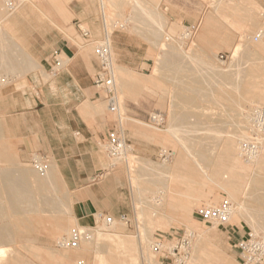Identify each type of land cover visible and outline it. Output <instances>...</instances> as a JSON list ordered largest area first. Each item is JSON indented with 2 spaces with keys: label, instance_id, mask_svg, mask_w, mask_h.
<instances>
[{
  "label": "rangeland",
  "instance_id": "374dc122",
  "mask_svg": "<svg viewBox=\"0 0 264 264\" xmlns=\"http://www.w3.org/2000/svg\"><path fill=\"white\" fill-rule=\"evenodd\" d=\"M105 3L111 18L125 24L113 32L137 31L155 50L150 69L131 73L128 88H123L116 69L131 150L126 157H114L107 143L102 146L112 165L109 172L120 171L129 188L130 192H108L116 207L127 201L128 222L113 213L104 214L116 217L114 225L98 215L90 216L93 226L84 228H91L93 236L83 243L91 249L75 253L61 248L59 241L80 225L74 219L80 215L73 193L49 158L35 155L20 161L0 128V232L4 235L0 247L7 250L3 259L7 264H78L80 260L86 264H173L155 244L170 248L177 232L191 230L197 239L194 260L188 264H242L236 242L250 230L264 233V137L256 156L246 157L241 148L252 136L251 112L264 108V35L254 39L264 29V0H223L215 7L211 0H202L198 9L182 10L199 24L213 9H223L222 28L235 36L229 45H221L217 34L210 35L209 43L201 42L202 26L198 25L191 27L194 36H187L191 25L173 16L179 10L170 7L171 0ZM81 42L90 45L83 38ZM133 110L138 115L132 116ZM156 112L164 114L162 126L150 122ZM113 115L118 120V114ZM136 143L152 155L139 154ZM36 158L47 165L46 174L42 175ZM9 181L14 187L21 182L24 186L11 190ZM226 199L234 204L229 222L209 224L195 218L198 207ZM15 207L19 214L13 212ZM16 215L21 221H16ZM229 224L228 231L218 230Z\"/></svg>",
  "mask_w": 264,
  "mask_h": 264
},
{
  "label": "crops",
  "instance_id": "0c3cea01",
  "mask_svg": "<svg viewBox=\"0 0 264 264\" xmlns=\"http://www.w3.org/2000/svg\"><path fill=\"white\" fill-rule=\"evenodd\" d=\"M201 4L202 0H171L170 7L179 10L173 16L188 22V29L202 26L201 42L209 43L210 35L217 34L221 45H229L235 36L222 28L223 9H213L199 24L182 11ZM99 14L100 0H26L11 13L0 0L3 138L20 161L41 155L54 163L76 199L80 218L74 219L86 227L93 226L87 219L90 216L120 215L128 210L127 201L116 207L108 192H130L120 171L109 172L112 165L102 151L118 120L106 108L104 91L95 85L99 61L94 48L81 42L85 26L92 36H104ZM109 39L116 83L118 69L123 88H128L131 73L147 71L154 63V47L145 35L132 30L112 31ZM57 55L65 64L55 70ZM120 112L123 118L121 108ZM133 112L132 116L138 115ZM120 123L128 144L124 118ZM136 147L139 154L152 155L138 143ZM229 227L218 230L226 232Z\"/></svg>",
  "mask_w": 264,
  "mask_h": 264
},
{
  "label": "built area",
  "instance_id": "2783aa9c",
  "mask_svg": "<svg viewBox=\"0 0 264 264\" xmlns=\"http://www.w3.org/2000/svg\"><path fill=\"white\" fill-rule=\"evenodd\" d=\"M217 1L218 0H211V4ZM25 2L26 0H2V4L5 9L10 12L13 9H17ZM110 21L113 24V28H117L120 24L119 21H114L113 19H110ZM101 22L103 24L104 21L101 19ZM120 25L123 27L122 24ZM110 26L112 25L110 24ZM104 31L105 34L108 33L106 22L104 23ZM81 32L82 37L88 41L90 45H94V52L99 61V68L95 75V85L106 93L105 99L108 103L109 109L118 114V125L108 134L107 149L111 156L119 157L124 148V133L120 123L121 112L119 107L118 86L111 63V46L103 38V36L96 38L90 34L88 29L85 28H81ZM262 33V31L259 32L254 39L258 41L262 37ZM58 56L59 55L56 56L57 63L55 70L61 69L65 64V60ZM164 121V114L160 112L152 113L150 115V122L156 126H162ZM250 123L252 136L241 144L243 154L246 157H250L255 154L261 145V138L264 136L263 107L258 106L253 109L250 114ZM36 159L38 168H42L43 165L47 166L39 161L42 160V158ZM233 211V202L226 199L215 206H200L196 210L195 218L209 224L227 223L229 222ZM101 217H103L104 222L108 225L112 224L115 220L114 216L105 215L104 213L101 214ZM119 219L128 222V216L125 213L119 215ZM82 236V232L75 231L70 239H68L65 246L72 248L77 247L82 239ZM175 238V242L170 248H165L161 242H157V244H155V248L163 250L164 254L166 253V257H171L173 264H186L191 256V250L196 236L194 233L184 231L182 233L177 232L175 234ZM235 248L238 253V259L242 264H264V233H258L253 230L248 231L236 242Z\"/></svg>",
  "mask_w": 264,
  "mask_h": 264
},
{
  "label": "bare ground",
  "instance_id": "6f19581e",
  "mask_svg": "<svg viewBox=\"0 0 264 264\" xmlns=\"http://www.w3.org/2000/svg\"><path fill=\"white\" fill-rule=\"evenodd\" d=\"M221 1H223V0H218L217 2H214L211 6L212 7H215L217 4H219ZM100 4H101V19H102V21H104L103 22V28H104V23L106 22L107 23V27H108V33L107 34H105V31H104V36H103V38L110 44V39H109V35H110V33L113 31V24H112V22L110 21V19H112L111 18V15L109 14V12H108V9H107V4L105 3V0H100ZM16 9H13L11 12H14ZM8 12H10L9 10H7ZM10 12V13H11ZM261 16H264V11L263 12H261ZM106 20V21H105ZM110 24L112 25V26H110ZM125 24H122V26H124ZM169 25V24H168ZM86 29V28H85ZM263 32L262 33V36L264 35V29L262 28V29H260L259 30V32ZM258 32V33H259ZM193 33V31L192 30H189L188 28H187V30H186V35L187 36H191V34ZM110 46H111V44H110ZM111 55H112V49H111ZM111 63H112V67H113V70L115 69L114 68V62H113V56H112V60H111ZM261 67V66H260ZM262 69V68H261ZM255 71V70H254ZM253 71V72H254ZM258 71V70H257ZM254 73H256V72H254ZM256 74H258V73H256ZM119 94V93H118ZM119 107H120V103H119ZM264 137V136H263ZM262 137V138H263ZM123 142H124V148H123V150H122V152H121V155L120 156H122V155H124L125 157H126V154H127V152H128V150H131V149H129V146L130 145H128L124 140H123ZM131 147V146H130ZM260 150V149H259ZM164 152H166V151H164ZM255 155V154H254ZM119 156V157H120ZM253 156V155H252ZM256 156V155H255ZM258 156V155H257ZM255 158V157H254ZM126 160H127V164H129V159L128 158H126ZM250 160V159H249ZM252 160H253V157H252ZM251 160V161H252ZM221 167V166H220ZM40 169H41V172H42V175H44V173L47 171V167H45L44 165L42 166V168L40 167ZM214 169V168H213ZM4 171V170H3ZM217 171V170H216ZM6 172V171H5ZM140 172V171H139ZM8 173V172H7ZM194 173V172H193ZM46 174V173H45ZM24 176V175H23ZM27 176V175H26ZM26 176L24 177L25 179L24 180H22V182H23V184H25L24 182H25V180H26ZM137 176H138V174H137ZM32 177H33V175H32ZM28 178H31V176H30V173H29V177ZM39 178V177H38ZM36 179H37V176H36ZM31 180V179H30ZM41 180V179H40ZM40 180H39V182H40ZM44 181V180H43ZM22 182H21V184H20V186H19V183H18V185H17V183H16V187H14V185L12 186V183L9 181V183H10V185L9 186H11L12 187V189L11 190H14V188L16 189L18 186L19 187H21V188H23V186L24 185H22ZM6 183V182H5ZM5 183H4V185H5ZM9 183H7L6 185H8ZM139 183V182H138ZM46 184V183H45ZM4 185H2L3 187H4V189H5V186ZM43 185V184H42ZM14 187V188H13ZM18 187V188H19ZM44 187V186H43ZM1 188V187H0ZM8 190V189H7ZM162 190V189H161ZM228 190V189H227ZM140 191V190H139ZM10 192H12V191H10ZM3 193V192H2ZM9 193V192H8ZM26 193V192H25ZM29 193H31V192H29ZM33 193V192H32ZM27 194H28V192H27ZM160 194L161 193H159V196H160ZM163 194H165L164 192H163ZM137 195H138V192H137ZM163 196V195H162ZM197 196V195H196ZM158 197V196H157ZM153 199V198H152ZM43 200V199H42ZM192 200H193V198H192ZM195 201H196V199H195ZM193 202V201H192ZM156 203H157V201H156ZM159 204V203H158ZM182 204V203H181ZM194 204V203H193ZM53 205V204H52ZM188 205V204H187ZM181 206V205H180ZM185 207L186 206H184V210H185ZM16 209H14L13 210V212H15V214H19V211L17 210V207H15ZM180 208V207H179ZM199 208V207H198ZM197 208V209H198ZM196 209V210H197ZM157 210H158V208H157ZM188 210V209H187ZM196 210H195V215H196ZM187 212H189V211H187ZM154 213V212H153ZM190 214H191V211L189 212ZM233 213H234V211H233ZM233 215V214H232ZM18 215H16L15 217H16V221L17 222H19V221H21V219L19 218V217H17ZM98 216L101 218V214H98ZM114 218H116V217H114ZM231 218H232V216H231ZM231 218H230V220H231ZM115 221V220H114ZM113 225L115 224L114 222L112 223ZM111 225V224H110ZM112 225V226H113ZM79 228L78 229H76V230H74L73 232H72V234H70L69 236L68 235H66V236H64L63 238H62V240L61 241H59V246H61V248H64V249H66L67 248V250L69 251V249L68 248H72V247H67V246H65V244L67 243V241H68V239H70V237L73 235V233L75 232V231H80V232H82L83 233V236H82V239H81V241H80V243H79V245L77 246V247H73L72 249L75 251V253H78L79 251H89L90 249H91V246H89V245H87L86 243L84 244L83 243V241H85V240H90V239H92V233H91V228H84V226H81V225H79L78 226ZM95 229V228H94ZM94 229H93V231H94ZM100 231V230H99ZM106 231V230H105ZM115 232H116V230H115ZM188 232H191V233H194L195 234V232H193V231H188ZM100 233H102L101 231H100ZM107 233V232H106ZM108 233H110V232H108ZM95 235V237H96V234H94ZM120 236H121V234H120ZM195 236H196V239H197V235L195 234ZM4 239V235L2 234V232H0V245L3 243V240ZM94 239V238H93ZM196 239H195V241H194V243L196 242ZM118 240V239H117ZM91 241V240H90ZM120 241V240H119ZM121 241H123V240H121ZM61 244V245H60ZM2 245H4V244H2ZM193 247H194V244H193ZM193 247H192V250H191V256H190V258L188 259V261H187V263L186 264H188L191 260H194L193 259V257H192V251H193ZM142 250H143V248H142ZM144 251V250H143ZM6 252H7V250L3 247V246H1L0 247V260H2V263L3 264H7V261H5L3 258H4V256H5V254H6ZM37 252H39V250L37 251ZM41 252V251H40ZM70 253L71 252H69V254L67 255L68 257H70ZM34 254H36V253H34ZM13 261V260H12ZM11 262V261H10ZM152 262V261H151ZM150 262V263H151ZM12 264H16V263H14V262H11ZM78 264H86V262L85 261H83V260H80V261H78ZM157 264H161L160 262L158 263L157 262ZM193 264H194V262H193Z\"/></svg>",
  "mask_w": 264,
  "mask_h": 264
}]
</instances>
